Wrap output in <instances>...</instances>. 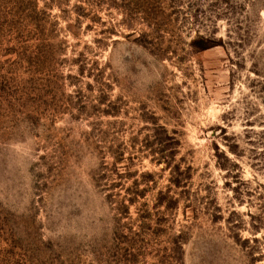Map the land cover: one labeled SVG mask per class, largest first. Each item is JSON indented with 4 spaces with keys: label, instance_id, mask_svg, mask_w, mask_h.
Masks as SVG:
<instances>
[{
    "label": "rangeland",
    "instance_id": "obj_1",
    "mask_svg": "<svg viewBox=\"0 0 264 264\" xmlns=\"http://www.w3.org/2000/svg\"><path fill=\"white\" fill-rule=\"evenodd\" d=\"M0 264H264V0H0Z\"/></svg>",
    "mask_w": 264,
    "mask_h": 264
}]
</instances>
